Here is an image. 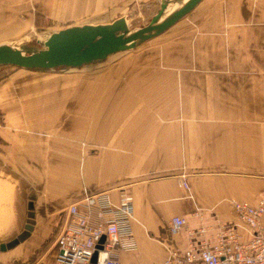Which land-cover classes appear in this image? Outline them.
<instances>
[{"label": "crops", "instance_id": "obj_1", "mask_svg": "<svg viewBox=\"0 0 264 264\" xmlns=\"http://www.w3.org/2000/svg\"><path fill=\"white\" fill-rule=\"evenodd\" d=\"M160 3L0 0V43L51 19L59 25L53 31L123 15L130 23L141 6ZM88 15L94 19L79 22ZM177 23L179 48L166 45L163 64L115 68V80L100 83L114 98L102 101L104 92L92 96L89 88L82 97L15 99L7 83L0 87L3 264H55L69 205L89 195L106 194L114 204L122 189L134 195L138 247L119 250L121 264L182 254L188 234L170 231L175 215L191 225H236L232 201L264 196V0H201ZM160 70L173 72L175 84L181 79L180 99L125 98L126 89L138 92L129 83ZM142 92H152L150 84ZM69 106H77L75 115ZM132 177L140 178L123 183Z\"/></svg>", "mask_w": 264, "mask_h": 264}, {"label": "built area", "instance_id": "obj_2", "mask_svg": "<svg viewBox=\"0 0 264 264\" xmlns=\"http://www.w3.org/2000/svg\"><path fill=\"white\" fill-rule=\"evenodd\" d=\"M183 183L188 186L186 180ZM232 208L236 225H191L185 215L173 216L170 231L188 234L184 252L173 251L164 262L147 264H264V196L256 203L233 200ZM134 211V195L125 189L116 204L106 194L71 203L68 220L56 237L55 264H121L119 250L138 247L131 224Z\"/></svg>", "mask_w": 264, "mask_h": 264}, {"label": "rangeland", "instance_id": "obj_3", "mask_svg": "<svg viewBox=\"0 0 264 264\" xmlns=\"http://www.w3.org/2000/svg\"><path fill=\"white\" fill-rule=\"evenodd\" d=\"M159 7L160 4L156 7L141 6V11L131 16V26L138 27L148 23ZM93 19L92 16L88 15L78 20L79 22H86ZM54 20H49L47 26L34 27L25 33L14 35L13 41L10 42L14 44L25 43L32 48L43 47V42L50 35L51 31H53L52 29L59 27L58 24L54 23L56 21ZM180 34V24L177 23L167 32L144 42L135 49L119 51L111 54L103 61L85 64L81 67L58 66L51 69L30 70L15 66H0V87L7 83L6 89H11L12 98L15 99H19L20 97H27L29 99L37 97H60L63 99L73 96L82 97L87 96L89 88H91L92 96H94L105 91V88L98 89L101 86L100 83H105L109 77L113 78L112 81L115 80V68L119 69L125 65L130 67H144L153 65L155 61H161L157 64H163L160 56L164 53V47L167 45L165 49L173 47L174 50H177L180 44ZM150 52H158L160 55L155 57L149 55L148 53ZM123 61H126V64L122 65ZM174 78L175 74L170 70H160L156 71V73L149 72L143 76L141 83H129L136 87L135 90L138 89L136 97H132L130 94L131 89H126L125 91L129 95L125 98L145 99L146 101L154 99L167 101L172 97L180 99L182 93L179 94L180 90L178 86L181 79L179 80L177 78L178 80L175 84ZM183 78L187 80V75L184 74ZM147 84H150L152 92H142L143 87ZM176 85L177 87H175ZM148 93H152L153 95L146 98ZM114 96V93L106 94L104 92L102 98L105 99L102 101H105L107 98H114ZM69 108L72 109L71 115L77 113L75 111L77 106H69ZM139 178L132 177L125 179L123 183L137 181ZM0 264L3 263L0 261Z\"/></svg>", "mask_w": 264, "mask_h": 264}, {"label": "water", "instance_id": "obj_4", "mask_svg": "<svg viewBox=\"0 0 264 264\" xmlns=\"http://www.w3.org/2000/svg\"><path fill=\"white\" fill-rule=\"evenodd\" d=\"M200 1L161 0L160 7L150 21L138 27H132L124 15L110 22L63 27L50 33L43 42L44 46L39 48L29 47L25 43H0V65L51 69L100 62L113 53L134 49L161 35Z\"/></svg>", "mask_w": 264, "mask_h": 264}, {"label": "trees", "instance_id": "obj_5", "mask_svg": "<svg viewBox=\"0 0 264 264\" xmlns=\"http://www.w3.org/2000/svg\"><path fill=\"white\" fill-rule=\"evenodd\" d=\"M0 66H15V65H11V64H1ZM15 67H19V66H15Z\"/></svg>", "mask_w": 264, "mask_h": 264}, {"label": "bare ground", "instance_id": "obj_6", "mask_svg": "<svg viewBox=\"0 0 264 264\" xmlns=\"http://www.w3.org/2000/svg\"><path fill=\"white\" fill-rule=\"evenodd\" d=\"M115 97V96H114Z\"/></svg>", "mask_w": 264, "mask_h": 264}]
</instances>
